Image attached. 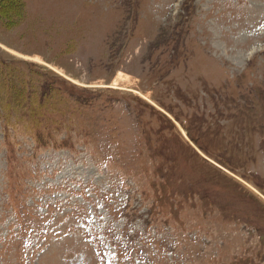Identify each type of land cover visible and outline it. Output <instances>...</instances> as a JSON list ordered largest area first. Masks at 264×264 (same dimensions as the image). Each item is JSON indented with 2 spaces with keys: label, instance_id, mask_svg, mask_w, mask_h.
I'll return each mask as SVG.
<instances>
[{
  "label": "rangeland",
  "instance_id": "obj_1",
  "mask_svg": "<svg viewBox=\"0 0 264 264\" xmlns=\"http://www.w3.org/2000/svg\"><path fill=\"white\" fill-rule=\"evenodd\" d=\"M0 264H264V0H0Z\"/></svg>",
  "mask_w": 264,
  "mask_h": 264
}]
</instances>
